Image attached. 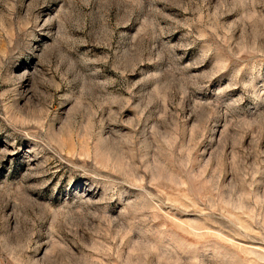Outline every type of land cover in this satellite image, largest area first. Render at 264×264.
Masks as SVG:
<instances>
[{
  "label": "rangeland",
  "instance_id": "obj_1",
  "mask_svg": "<svg viewBox=\"0 0 264 264\" xmlns=\"http://www.w3.org/2000/svg\"><path fill=\"white\" fill-rule=\"evenodd\" d=\"M0 264H264V0H0Z\"/></svg>",
  "mask_w": 264,
  "mask_h": 264
}]
</instances>
